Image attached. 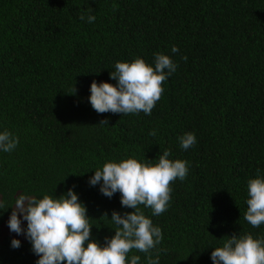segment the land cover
<instances>
[{"label":"trees","instance_id":"obj_1","mask_svg":"<svg viewBox=\"0 0 264 264\" xmlns=\"http://www.w3.org/2000/svg\"><path fill=\"white\" fill-rule=\"evenodd\" d=\"M157 53L177 69L150 115L92 108L94 80L115 85L117 62L154 66ZM4 130L19 144L0 151V264L39 259L27 237L13 248L2 235L18 195L72 189L92 218L91 239L104 245L115 235L113 211L134 209L91 186L95 170L131 157L156 163L165 150L188 162V174L171 185L164 213L140 206L163 234L152 258L159 250V264H213L211 252L230 236L264 238V224L244 219L248 182L264 176V0H0ZM188 132L197 142L184 150ZM133 255L148 264L135 249L129 264Z\"/></svg>","mask_w":264,"mask_h":264},{"label":"clouds","instance_id":"obj_2","mask_svg":"<svg viewBox=\"0 0 264 264\" xmlns=\"http://www.w3.org/2000/svg\"><path fill=\"white\" fill-rule=\"evenodd\" d=\"M80 19L85 20V16L81 15ZM86 19L92 23L96 18L88 15ZM171 51L176 53L179 50L173 46ZM176 69V63L162 53L155 55L154 66L142 58L130 63L117 62L115 71L110 73V78L117 84L94 80L90 86V104L99 114L127 115L142 111L150 115L162 97L163 83ZM101 123L107 124V121ZM149 135L155 136V130ZM196 142L192 132L180 137L184 150ZM18 144L19 138L10 131L0 132V151L11 152ZM169 156L170 152L165 150L156 163L131 157L106 162L102 169L95 170L90 185L100 184V192L109 198L119 192L121 205L134 209L123 215L113 211L111 221L117 226L115 235L106 238L104 245L91 239L92 218L72 189L59 198L18 195L11 207L9 229L17 235H26L33 252L39 257L36 264H129L128 255L133 249L148 254V264H159V250L154 259L151 252L161 243L162 230L153 225L140 206L151 208L154 216L164 213L171 201V185L177 179L183 181L186 178L188 162L172 160ZM248 197L244 219L252 227H259L264 224V176L258 174L257 178L249 180ZM2 209L4 205L0 203ZM22 220L27 222L26 230L22 227ZM11 246L19 248L21 242L13 239ZM140 259V256L133 255L130 264H138ZM211 260L213 264H264V238H254L252 234L232 235L222 247L214 248Z\"/></svg>","mask_w":264,"mask_h":264},{"label":"rangeland","instance_id":"obj_3","mask_svg":"<svg viewBox=\"0 0 264 264\" xmlns=\"http://www.w3.org/2000/svg\"><path fill=\"white\" fill-rule=\"evenodd\" d=\"M9 218L7 219L6 223L2 227V235L4 237L8 236V237H11L13 239H18L20 242L21 241H25L26 240V235H24V234L17 235L16 233L10 231L9 226H8ZM25 224H26V221L22 220V227L23 228H25Z\"/></svg>","mask_w":264,"mask_h":264}]
</instances>
